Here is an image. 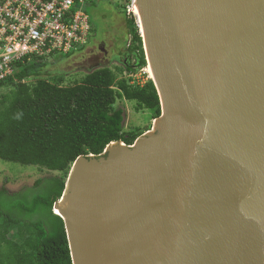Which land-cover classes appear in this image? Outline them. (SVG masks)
I'll return each mask as SVG.
<instances>
[{
  "label": "water",
  "instance_id": "1",
  "mask_svg": "<svg viewBox=\"0 0 264 264\" xmlns=\"http://www.w3.org/2000/svg\"><path fill=\"white\" fill-rule=\"evenodd\" d=\"M137 3L161 115L73 162L72 264H264V0Z\"/></svg>",
  "mask_w": 264,
  "mask_h": 264
},
{
  "label": "trees",
  "instance_id": "2",
  "mask_svg": "<svg viewBox=\"0 0 264 264\" xmlns=\"http://www.w3.org/2000/svg\"><path fill=\"white\" fill-rule=\"evenodd\" d=\"M126 27V54L142 69L147 61L133 18H126ZM44 67V62L27 63L0 82L7 89L0 96V159L61 175L39 178L17 191L0 187V264H72L54 204L73 162L81 155H100L110 143L136 140V132L123 129L124 111L115 107L116 100L135 101L136 109H147L152 120L161 115L151 79L142 87L130 86L118 77L124 71L120 67H100L64 85L62 76L43 77Z\"/></svg>",
  "mask_w": 264,
  "mask_h": 264
},
{
  "label": "rangeland",
  "instance_id": "3",
  "mask_svg": "<svg viewBox=\"0 0 264 264\" xmlns=\"http://www.w3.org/2000/svg\"><path fill=\"white\" fill-rule=\"evenodd\" d=\"M124 4L125 0H94L93 2H88L85 10L92 27L88 40L84 45H80L68 54H54L45 58L42 76L45 78L62 76L63 84L71 85L79 81L86 73L97 68L109 67L112 70H116V68L120 67L124 71L118 77L125 78L130 86L142 87L150 79L145 69L147 63L144 68L136 69V60L132 57L128 56L126 58L122 56L119 60L111 59V57H117V51L124 45L125 40L127 42L124 47L129 44ZM100 41L107 43L105 47L107 51L106 58L110 60L108 62L103 61L104 54L98 51L96 54L102 63L94 65L95 61L92 53L95 50L90 49ZM127 67H132L136 71L130 73L126 71ZM29 81H33V79ZM6 91V88H0V96ZM115 107H120L124 111L123 129L126 132H136L138 137L153 130V123L158 120H152L151 114L147 109H136L135 101L118 99ZM111 146L112 144H109L107 148ZM105 152L106 148L100 155H104ZM59 175H61L59 172L48 171L45 168H39L34 165H22L0 159V187H5L10 191H17L24 186H30L39 178Z\"/></svg>",
  "mask_w": 264,
  "mask_h": 264
},
{
  "label": "built area",
  "instance_id": "4",
  "mask_svg": "<svg viewBox=\"0 0 264 264\" xmlns=\"http://www.w3.org/2000/svg\"><path fill=\"white\" fill-rule=\"evenodd\" d=\"M93 1L0 0V82L27 63L84 45L91 34L85 6ZM136 2L125 0L124 13L138 27Z\"/></svg>",
  "mask_w": 264,
  "mask_h": 264
},
{
  "label": "bare ground",
  "instance_id": "5",
  "mask_svg": "<svg viewBox=\"0 0 264 264\" xmlns=\"http://www.w3.org/2000/svg\"><path fill=\"white\" fill-rule=\"evenodd\" d=\"M134 14L136 15V18H137V22H138V27H139V31L141 33V36H142V39L144 41V46H145V36H144V30H143V23H142V17H141V13H140V8H139V5L138 3L136 2L135 6H134ZM147 59V66H146V71L148 72L149 74V78L151 80H154L155 81V78H154V74H153V71H152V67H151V64H150V61L148 58ZM159 119V118H158ZM157 121V120H156ZM155 121V122H156ZM112 146L107 148V151L111 152L110 154H114V153H117L118 152V149H119V146H121V143H111ZM70 182V180H69ZM70 204V198H66L65 195H63L60 200L57 202L56 206H55V212L57 214H64V212L66 211V209L68 208V205ZM68 219L70 220V218L68 217ZM68 220V221H69ZM71 221V220H70ZM68 223V222H67ZM71 223V222H69Z\"/></svg>",
  "mask_w": 264,
  "mask_h": 264
},
{
  "label": "flooded vegetation",
  "instance_id": "6",
  "mask_svg": "<svg viewBox=\"0 0 264 264\" xmlns=\"http://www.w3.org/2000/svg\"><path fill=\"white\" fill-rule=\"evenodd\" d=\"M126 42L127 41L125 40L124 41V45H122L120 47V49H118V51H117V57H111V59L119 60L122 56L128 58V55L126 54V51H125L126 50V47L128 45H126V47H124ZM106 44L107 43L105 41H100V42H98L95 46H93L90 49V50H93V51L95 50V52L92 53V56H93L94 61H95L94 65H100L102 63L101 62V59L96 54V52H98V51H101L104 54L103 61H107L108 62L110 60V59L106 58V56H107V51L105 49ZM108 45H109V43H108Z\"/></svg>",
  "mask_w": 264,
  "mask_h": 264
}]
</instances>
